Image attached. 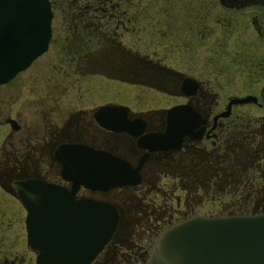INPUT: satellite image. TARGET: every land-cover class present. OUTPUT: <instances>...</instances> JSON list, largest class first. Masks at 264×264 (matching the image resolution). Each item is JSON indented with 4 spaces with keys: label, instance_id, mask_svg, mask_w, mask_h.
Instances as JSON below:
<instances>
[{
    "label": "flooded vegetation",
    "instance_id": "flooded-vegetation-1",
    "mask_svg": "<svg viewBox=\"0 0 264 264\" xmlns=\"http://www.w3.org/2000/svg\"><path fill=\"white\" fill-rule=\"evenodd\" d=\"M48 1L47 47L52 31L59 32L60 54L36 65L34 97L20 98L7 86H22L31 74L20 73L47 47L0 83V264H36L15 186L21 180H43L61 197L116 208L114 230L87 264H144L150 233L172 223L173 212L162 216L143 200L145 191H159L155 179L162 176L177 177L173 182L188 192L238 193L218 213L264 212V114L249 111L264 108V0ZM143 38L149 52L137 50ZM106 64L114 71L108 77L130 86L128 103L99 99ZM83 69L90 78L76 85L74 72ZM148 92L174 100L153 104ZM172 106L177 112L169 115ZM73 150L121 160L117 173L139 181L108 190L74 187L63 171ZM190 215L183 211L179 219ZM159 219L165 226L154 225Z\"/></svg>",
    "mask_w": 264,
    "mask_h": 264
},
{
    "label": "water",
    "instance_id": "water-1",
    "mask_svg": "<svg viewBox=\"0 0 264 264\" xmlns=\"http://www.w3.org/2000/svg\"><path fill=\"white\" fill-rule=\"evenodd\" d=\"M50 16L48 0H0V83L46 49ZM176 112L172 106L167 114ZM81 153L84 158L73 150L69 169L63 160L64 177L74 187L108 190L139 181L136 174L117 173L124 167L121 160ZM92 159L96 168L90 166ZM15 186L26 209V240L37 250L36 264H87L116 226L117 210L106 200L61 197L59 188L39 179L17 181ZM144 264H264V212L194 214L172 222L156 234Z\"/></svg>",
    "mask_w": 264,
    "mask_h": 264
},
{
    "label": "rangeland",
    "instance_id": "rangeland-1",
    "mask_svg": "<svg viewBox=\"0 0 264 264\" xmlns=\"http://www.w3.org/2000/svg\"><path fill=\"white\" fill-rule=\"evenodd\" d=\"M58 39H59V32L52 31V38L50 40V43L48 44L47 49L41 54L40 57L36 59L33 65H31L26 70L20 73V77H23L27 73L31 74V76H29L28 79L24 78L22 86L15 84L14 82L16 80L7 86L9 89L13 90V93H15L16 89H18V92H19L18 94L20 98H22V96L24 98L35 96L33 94H34V87L36 86V83H34L33 80L30 81V79L36 73L35 68L38 62L42 61L43 59L49 58L51 56H58L60 54L61 48L59 46ZM143 39H144L143 42H141L140 44L139 43L137 44V45H141L138 47L136 46L137 50L140 52H149L150 48L143 47V45L145 44V38ZM130 49H133V48H130ZM105 51H107V53L109 52V50H105ZM91 55H96V52H92L89 54V56ZM166 65L175 66V67L178 66L177 63L172 64L171 62H166ZM112 69L113 68L109 67V65L107 64L104 67L106 77H104L103 80L99 84L101 88V90L99 91V93L101 92V94H99V99L114 100L116 102L128 103L129 102L128 100L130 99L128 97L130 86L127 83H123L122 81L118 80L117 79L118 77H114V78L108 77L112 75L111 73H114ZM82 71L84 72V74H81V75H79L77 72H74V75H77L76 85L82 84L84 79L90 78V77H87L86 75L87 70L83 69ZM76 85L74 83V87H73L74 89ZM0 94H1V91H0ZM74 94H75V91H74ZM82 94L84 96L86 95V93L84 92ZM147 94H149V98L152 100L153 104H157V105L167 104L174 100V98H171V96L167 99V96L157 95L155 93H150V92H148ZM150 99L147 98V100H150ZM140 100H142V95L137 96L136 102H139ZM249 111L251 114H255V115L264 114V108L250 107ZM175 178L177 179V177ZM175 178H173L171 175L162 176L161 178H158V179L156 178L155 182L156 184H159L160 186L159 191L155 189H152V190L150 189L148 192L147 191L144 192L145 194L143 197V200L148 204L147 207H145V209H147L148 207L149 208L156 207L157 209H161L160 215L162 216H164L167 213L170 214L171 212H173L172 214L173 217L170 219V222L175 221L177 218L179 219L183 211H186L187 213L190 212L193 214L194 213L215 214L218 212H223L225 210L230 209L231 206L229 203L231 202V200L236 201V199L239 197L238 193H232V192H209V191L203 192L201 190H198V192H188L185 186H180L177 183V181L173 182ZM154 184H153V187H154ZM243 194L251 197V196H259L261 193L246 192ZM129 199H132V198H129ZM176 200H177V203H176ZM151 220L149 222H151ZM154 225L158 227L165 226L164 223L161 224V219H159L156 222V224L154 223ZM154 228L151 227V229L153 230ZM157 228L156 230H159L161 227L158 229ZM147 233L145 234L143 233L144 234L143 239L146 238ZM151 233L149 236H152V239H153L155 236V233H152V235Z\"/></svg>",
    "mask_w": 264,
    "mask_h": 264
},
{
    "label": "trees",
    "instance_id": "trees-1",
    "mask_svg": "<svg viewBox=\"0 0 264 264\" xmlns=\"http://www.w3.org/2000/svg\"><path fill=\"white\" fill-rule=\"evenodd\" d=\"M251 193H254V192H251ZM257 193H259V192H257ZM261 194H262V193H261ZM261 194H260V195H261Z\"/></svg>",
    "mask_w": 264,
    "mask_h": 264
}]
</instances>
